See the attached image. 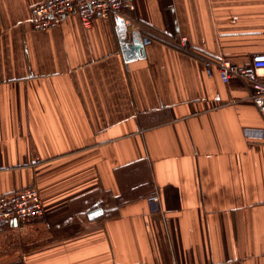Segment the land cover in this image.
<instances>
[{
	"label": "crops",
	"instance_id": "crops-1",
	"mask_svg": "<svg viewBox=\"0 0 264 264\" xmlns=\"http://www.w3.org/2000/svg\"><path fill=\"white\" fill-rule=\"evenodd\" d=\"M38 2L0 0V194L45 204L0 225V264H264V112L204 71L264 52V0H133L129 62L116 16L36 30Z\"/></svg>",
	"mask_w": 264,
	"mask_h": 264
},
{
	"label": "built area",
	"instance_id": "built-area-1",
	"mask_svg": "<svg viewBox=\"0 0 264 264\" xmlns=\"http://www.w3.org/2000/svg\"><path fill=\"white\" fill-rule=\"evenodd\" d=\"M133 0H40L32 13V26L36 30H44L61 24L69 13L76 12L81 23L92 26L96 15L105 19L112 16H125L124 8L131 6ZM181 46L187 47V37L182 36ZM145 45L152 43L148 37L143 38ZM247 64H236L228 59L205 57L204 68L208 76L215 72L219 74L224 82L234 78H241L247 81L251 87L249 97L257 106V109L264 112V52L251 56ZM247 136L251 138H264V128L258 133L246 130ZM39 188L34 184L26 188L10 193L0 194V225L12 220L23 222L40 216L45 211V204L41 197ZM159 194L150 196V200L158 201Z\"/></svg>",
	"mask_w": 264,
	"mask_h": 264
},
{
	"label": "water",
	"instance_id": "water-1",
	"mask_svg": "<svg viewBox=\"0 0 264 264\" xmlns=\"http://www.w3.org/2000/svg\"><path fill=\"white\" fill-rule=\"evenodd\" d=\"M117 18V22L118 23V30L120 33V39H121V49L123 52V56H124V61L125 62H129L132 61L137 58H141L145 56V45L142 41V38L140 37V35L138 33H134L132 34V42H128L126 40V32H127V28L125 26L126 22L125 19L121 16H116ZM102 209L101 208H97L92 210L89 213L90 217H94L97 214L101 213Z\"/></svg>",
	"mask_w": 264,
	"mask_h": 264
}]
</instances>
